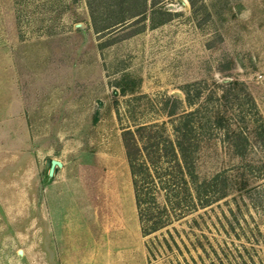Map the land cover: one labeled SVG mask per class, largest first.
Masks as SVG:
<instances>
[{
    "label": "rangeland",
    "instance_id": "1",
    "mask_svg": "<svg viewBox=\"0 0 264 264\" xmlns=\"http://www.w3.org/2000/svg\"><path fill=\"white\" fill-rule=\"evenodd\" d=\"M227 79L257 108L249 147L215 131L195 153L226 195L144 234L116 109L163 118L165 95ZM0 81L27 129L0 135V264H264V0H0Z\"/></svg>",
    "mask_w": 264,
    "mask_h": 264
},
{
    "label": "trees",
    "instance_id": "2",
    "mask_svg": "<svg viewBox=\"0 0 264 264\" xmlns=\"http://www.w3.org/2000/svg\"><path fill=\"white\" fill-rule=\"evenodd\" d=\"M182 91V98L164 96L157 106L163 111V118H138L126 106L122 121L116 109L134 203L144 234L165 227L171 236L167 225L174 217L204 208L226 195L224 169L209 177H198L195 153L199 143L218 131L234 153L244 155L251 141L244 125L246 115L257 119L253 98L239 79L193 81L186 83ZM253 134L256 141L264 142L263 129L254 130Z\"/></svg>",
    "mask_w": 264,
    "mask_h": 264
},
{
    "label": "crops",
    "instance_id": "3",
    "mask_svg": "<svg viewBox=\"0 0 264 264\" xmlns=\"http://www.w3.org/2000/svg\"><path fill=\"white\" fill-rule=\"evenodd\" d=\"M5 68V67H4ZM0 81V85H1ZM5 83V81H3ZM5 90L6 88L4 87V94H5ZM21 96H17L16 92L13 91L12 96L10 97L9 100H6L5 95L4 97H2V99L0 98V135H7V134H12V133H16L17 131L15 129L21 128V134H24V131L27 132V129L23 127V125L21 124L22 121V116L24 113V106H25V102H23L22 98H20ZM24 119V118H23ZM15 121V122H14ZM16 121L20 123L19 126L21 127H16ZM49 177V175H47ZM1 219L3 220V223L5 225L6 223V211L5 209L2 210L0 209V221ZM3 247H7L6 246V239L3 238ZM0 241H1V237H0ZM1 247V245H0ZM4 257L6 258V254L4 255ZM3 263H5V259L3 260Z\"/></svg>",
    "mask_w": 264,
    "mask_h": 264
},
{
    "label": "water",
    "instance_id": "4",
    "mask_svg": "<svg viewBox=\"0 0 264 264\" xmlns=\"http://www.w3.org/2000/svg\"><path fill=\"white\" fill-rule=\"evenodd\" d=\"M55 165H60V161L55 158H51L49 162L48 175L52 173Z\"/></svg>",
    "mask_w": 264,
    "mask_h": 264
}]
</instances>
